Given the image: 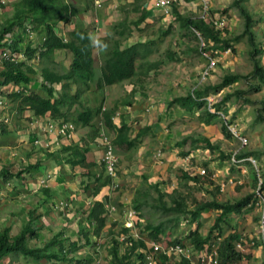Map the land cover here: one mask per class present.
<instances>
[{"label":"rangeland","instance_id":"obj_1","mask_svg":"<svg viewBox=\"0 0 264 264\" xmlns=\"http://www.w3.org/2000/svg\"><path fill=\"white\" fill-rule=\"evenodd\" d=\"M13 1L7 0L5 3H0V26L7 19L12 18ZM68 1L78 6L82 4L89 6L88 12L85 15L83 13L82 18H78L86 23L94 41H98L94 25H100L99 28L104 33L111 29L113 22L119 20L124 13L118 8L119 1L99 0L101 5L96 11L99 19L94 22L90 17L94 16L92 14V9L96 5L94 0ZM208 1L210 2L208 14L204 17L206 21L217 19L215 26L225 36H232L243 30L244 18L233 0ZM239 2L253 16L260 18L259 21L255 20L252 23V31L258 47L264 46V0H240ZM194 4H197L196 0ZM177 6L185 15L201 16L202 14L201 5L193 6L188 0L177 3ZM138 14L139 11L129 9L128 20L135 18ZM75 16L73 19H77ZM62 26V32L68 30L69 25L66 22H63ZM130 27L131 35L123 40V44L136 39L152 38L156 49L151 54V58H166L169 51H175L174 54L178 56V59L167 60L141 80H124L107 85L103 89H96L92 83L90 89L83 93L84 104L94 106L102 102V105L109 106L114 103V100L130 95L129 92L133 88L135 90L133 102L120 105L118 110L122 114L124 111L129 115L132 112L138 118L135 125L150 127L136 147L126 149L114 146L118 155L117 175L114 182L109 184L105 202L121 204L125 209L134 207L135 198L142 200L143 204L137 212L142 215L144 223H162L164 231L160 233L161 243L180 237L184 243L183 253L190 256L192 264H212L210 253L215 249L219 236L212 237L208 245L196 250L186 234L199 222L198 230L205 235L218 211L206 208L200 211L197 220L190 221L189 214H186V217L182 214L176 215L170 210L163 209L160 201L165 206H170L173 203L170 193L176 190L177 193L187 197V208H193L191 197L197 199L215 197L223 202H234L247 193L254 194L258 191V194L252 197V204L246 205L242 211H232L223 215L225 220L220 223L222 236L233 230L239 235L238 248L248 254L243 264H264V222L261 221L264 189H261L259 185L261 180H264V119L260 116H264V107H262L264 84L252 74L253 59L260 58V62L264 65V52L252 54V47L244 35L235 43V51L225 49L215 52L218 57L216 65L207 74L202 75L206 59L200 53V39L174 19L172 13L160 12L152 19L148 17L147 24L142 23L141 29L132 23ZM167 29L168 32L164 33L163 31ZM93 53L97 64L99 62L97 43H94ZM70 58V52L67 49H56L51 65L57 70H65ZM44 63L41 59L38 60L36 63L38 72ZM47 63L51 62L47 60ZM94 68L95 76H97L99 66L96 65ZM231 73L246 75V77L239 76L219 91L208 94L207 107L210 104V108L214 109L212 104L222 99L227 92H234L237 89L243 92L240 95H231L230 99L222 105L226 111L224 109H221L223 112L218 111L219 115L210 123L200 119L198 111L190 112L175 105H168L171 97L218 83L224 74ZM250 83L261 87L251 90ZM0 98L4 99V94L1 93ZM8 103L7 111L11 113L12 104L10 101ZM133 108L135 110H132ZM27 118H29L28 115L24 116V123ZM222 124H227L229 134L222 132ZM8 125L9 128H15L12 113ZM79 127L81 126H78V131H81ZM103 128L106 129L105 125ZM108 133L110 137L113 136L110 131ZM13 134L16 136L8 137L4 134L0 137V169L6 165L16 171L35 162L32 157L28 158L26 155L30 144L20 139L18 132ZM204 137H207L217 148L208 147ZM184 138H186L185 142L176 143ZM193 138L194 141H192ZM100 147L102 148L101 145ZM60 149L59 144L56 151ZM186 149H189L188 153L182 154V151ZM36 152L31 151L30 156L37 154ZM220 153L230 156L223 158ZM239 153L245 155L238 160H233L232 156ZM37 158H39L38 155ZM46 158L55 163L46 164L45 172H49L42 177L43 179L38 176L40 174L35 169L21 171L20 175L14 176L9 181L4 182L0 178V230L10 226V233H17L30 218L29 210L35 209V212L41 214L32 218L37 232V235L29 240V244L33 246H42L55 234L69 241L77 237L81 228L92 230V227L86 224V209L90 195L89 190H84L82 187L85 182V177L80 174L82 167H71L61 159L60 152ZM101 162L102 158L99 157L98 169L102 167ZM205 162L206 165H204ZM202 167L205 168V172H208L213 183L196 182L184 176V172L200 173L199 169ZM96 170L95 167L91 168V172ZM254 173L258 176L257 183L253 178ZM58 182H62L63 187L60 188ZM154 184H157L158 189L154 187ZM43 186H51V191L55 193L51 199L46 198ZM100 194L103 196L104 192ZM257 197L259 202L255 201ZM111 213L110 217L114 222L107 219L106 212V225L99 234L89 232L91 241L74 252L75 257L91 256L93 264H109L108 248L112 242L111 237L117 236L121 240L123 234L120 231L123 212L117 214L111 211ZM110 228L113 232H110ZM216 232L217 230H214L213 234L215 235ZM124 245L125 243H122L118 251L121 252ZM52 249L55 250V247ZM57 263L75 264L74 261L67 262L61 259H58ZM0 264L56 263L46 259L38 261L30 256L12 253L3 256Z\"/></svg>","mask_w":264,"mask_h":264},{"label":"trees","instance_id":"obj_2","mask_svg":"<svg viewBox=\"0 0 264 264\" xmlns=\"http://www.w3.org/2000/svg\"><path fill=\"white\" fill-rule=\"evenodd\" d=\"M145 1L130 0L118 5V8L124 12L123 16L113 22L111 29L109 28L106 32L104 31L103 35L97 37L100 63L99 74L95 76L94 40L90 30L82 22H76L73 19V16L79 12L77 6L68 0H14L12 18L7 19L0 26V50L9 48L13 52L23 51L27 59H0V94L2 93L5 96L6 110L9 105L8 101L11 102L12 107L10 110L12 119L15 121V128H9L8 122L1 120L0 136L22 127L24 123H21V121L24 118L25 111L28 110L30 118L47 115L54 120H67L73 122L76 126H87L89 136L92 138L100 132L99 120H102L106 129L113 135L111 138L114 146L130 149L139 145L150 130L149 125H143L134 130L133 124L126 121L122 115L119 116V122L114 118L120 105H128L133 102L135 91L133 88L129 92L130 95L127 94L122 99L114 100V103L109 106L102 105V102L94 106L84 104L82 95L90 89L92 83L96 89H103L107 85L124 80H141L151 70H157L167 60L178 59V56L174 54L175 51H169L166 58H151V54L156 49L152 38L136 39L123 44V40L131 35L130 23L139 29H141L142 23L147 24L149 8L144 5ZM239 1L233 0V3L238 6L239 11L243 15L244 28L240 33L232 36L223 35L221 30L216 28L214 19L206 21L201 16L185 15L178 9L177 3H172L170 9L174 19L178 20L187 31H190L195 37L203 39L205 44L201 48L209 50L212 54H215L218 50L222 51L225 49L235 51V43L240 41L244 35H246L252 47L251 53L261 54L264 52V46L258 47L254 41L252 31V23L255 20L259 21L260 18L253 16ZM129 9L139 11V14L135 18L128 20ZM63 22L69 25L68 30L65 32L61 30ZM25 23H30L32 30L35 32V36L32 39L26 37L23 33ZM163 32L167 33L168 29ZM56 49H67L70 52L71 58L65 70H57L51 65ZM36 52L39 54V60L41 59L45 62L39 72L36 70V64L31 61ZM47 60L51 63H47ZM252 74L260 80V83L264 84V65L260 62V58L253 59ZM239 76L243 75L237 73L224 74L218 83L208 85L205 88L192 89L186 94L171 97L168 105H175L190 112L198 111L199 118L203 119L205 123H210L212 119L219 115L218 111L221 109L226 111L222 105L230 99L231 95H240L243 91L237 89L234 92H227L222 99L212 104L215 107L214 109L210 108V104L207 107L208 99L206 96L219 91ZM244 76L246 77V75ZM3 85H9L11 88L3 90ZM249 86L251 90H257L261 87L251 83ZM262 107H264V101ZM260 116L264 119L263 115ZM222 132L224 134L230 133L227 129V124H222ZM34 136L35 133L31 136L32 141ZM204 139L208 147L217 148L207 137H204ZM185 141L186 138L176 143L181 144ZM192 141H194V138ZM193 148L195 147L193 146ZM45 151L47 150L45 149ZM86 151H88L87 144L71 142L70 144H62L61 149L58 151H48V153L54 155L60 152L61 158L70 166L82 167L80 172L85 177L82 187L84 190H89L88 193L90 195L86 209V224L91 226L92 230L81 228L77 237L69 241H66L65 237L55 234L46 240L42 246L30 245L29 240L37 235L32 218L41 214L40 212H35V209H31L29 210L30 218L25 221L17 233L11 234L10 226L0 230V259L7 254L13 253L30 256L38 261L46 259L56 264H58V259L66 260L67 262L74 261L75 264L92 263L91 256L78 258L73 253L91 241L89 232L99 234L100 230L106 225L107 208L105 200L107 199V194H105V199L96 195L102 187L106 186L109 188L111 177L105 172L103 160L101 162L102 167L99 169L96 168L99 163L95 164L93 161L86 160ZM188 151L189 149L183 150L182 154H187ZM220 154L223 158L230 156L228 154ZM243 155L245 154L239 153L235 158ZM39 163V161L29 163L24 168L16 171L5 165L0 169V178L5 182L14 176L20 175L21 171L34 169L36 171ZM93 165L97 169L95 172H91ZM204 165H206V162ZM184 176L196 182L206 181L213 183L208 172L204 174L184 172ZM253 178L255 183H257L258 176L256 173H254ZM259 185L261 189H264V180H261ZM154 187L158 189L157 184H154ZM42 189L47 199H51L55 194L53 190L51 191V186H43ZM254 194L247 193L234 202H223L215 197L211 199L191 197L193 208H187V197L173 190L170 193L173 203L170 206H165L161 201L160 203L163 209L170 210L176 215L182 214L186 217V214H189L190 221L197 220L200 211L206 208L218 211L212 226L205 235L199 232V222H197L196 227L190 229L186 237L189 238L194 249L200 250L210 243L212 237L219 236L215 247L217 264H229L243 261L248 257V254L236 247V242L240 238L235 230L230 231L226 235H221L222 225L220 222L225 220L223 215L232 211H242L246 205L252 204ZM142 204V200L135 198L133 208L137 211ZM117 206L123 212L124 208H122V205L118 204ZM141 216L137 212L136 225L140 231L139 237L133 236L129 231V227L123 223L120 231L125 234V237L119 240L117 236L114 237L112 235V242L108 248L110 254L109 264H142L145 250L148 248L146 240L154 239L160 241V233L164 231L162 223H144ZM111 222H114V220L111 219ZM214 230H217L215 235L213 234ZM110 232H113V229L110 228ZM122 243H125V245L120 252L118 248ZM167 243H179L184 246L180 237L169 239ZM52 247H55V250ZM155 257L157 264H192L190 256L175 251L165 253L162 250H158L155 253Z\"/></svg>","mask_w":264,"mask_h":264},{"label":"built area","instance_id":"obj_3","mask_svg":"<svg viewBox=\"0 0 264 264\" xmlns=\"http://www.w3.org/2000/svg\"><path fill=\"white\" fill-rule=\"evenodd\" d=\"M6 0H0V3L5 2ZM98 0H96L97 3ZM192 3L193 6H196L197 4L201 5L202 8V14L201 17H205L208 14V8L210 2L208 0H196L197 4H194V0H188ZM183 2V0H156L155 4L157 7L160 8L162 14H168L171 13L170 5L172 3H179ZM214 22H218L217 19L214 20ZM23 33L26 37L32 39L35 36V32L32 30L30 23H25L23 26ZM205 43L203 39L200 38V53L201 55L206 59V64L204 69L202 70V75H205L211 70L217 63L218 57L215 54H212L209 50L201 48ZM1 58H8L11 60H21V59H27L26 54L23 51L20 52H13L9 48H4V50H0V59ZM39 60V54L36 52V55L31 58V61L33 63H37ZM11 86H2V89L9 90ZM0 121L3 120L5 122L10 121V113L6 110L5 100L3 98H0ZM116 117H114L117 121L119 120L120 112H116ZM100 121V132L98 133V142L102 146V160L104 161L105 166V172L111 177V183L114 182V178L117 175V163H118V155L115 152L114 144L112 142V138L110 137L108 131L104 129V124L102 123V120ZM75 129V125L71 121L67 120H54V119H47L46 122L43 124V130L47 134H55L58 135V137H69L71 135V132ZM240 138L242 136L240 135ZM34 144H40L45 149L51 150L52 144L48 140H43L40 138V136L35 135L33 138ZM234 157V158H233ZM233 160H238V158H235V156H232ZM200 173L205 172V168L202 167L199 169ZM258 194V191H256ZM256 202H259V199L257 197ZM105 206L107 208V215L108 217L111 216V211L114 212H121L119 207L115 204L105 202ZM261 221L264 222V201L262 206V212H261ZM136 218H137V211L130 207L123 209V224L127 227H129V231L132 233L133 236L139 237L140 231L138 230V226L136 225ZM113 219V218H112ZM125 237V234L121 235V239ZM148 244V248L145 250V256L144 261L142 264H157L156 263V257L155 253L158 250H162L165 253L175 251L177 253H183V246L179 243H167L164 244L160 241L154 240V239H148L146 240ZM240 246L239 242H236V247L238 248ZM239 249V248H238ZM189 256L188 254H186ZM210 260L212 261V264H217L216 259V249L213 250V252L210 253ZM93 264V263H92ZM229 264H243V261H236Z\"/></svg>","mask_w":264,"mask_h":264},{"label":"crops","instance_id":"obj_4","mask_svg":"<svg viewBox=\"0 0 264 264\" xmlns=\"http://www.w3.org/2000/svg\"><path fill=\"white\" fill-rule=\"evenodd\" d=\"M83 1V0H81ZM96 2V0H94ZM115 1H119L120 4L124 3V1H130V0H115ZM156 0H146L144 2V5L147 6V8H149V17L152 19L154 16H157V14H159L161 12L160 8L156 6L155 4ZM74 4V3H73ZM96 5H94V8L92 9V14H94V16H90L93 18L92 21L97 22V20L99 19L97 16V7L101 5L100 1L98 0L97 3H95ZM192 4V3H191ZM79 8V12L76 13L77 20L78 22H82L85 26L86 23L83 20H79V18H82V14L85 15L88 12V7L86 4H82V5H76ZM75 16V17H76ZM79 17V18H78ZM76 21V22H77ZM100 26V25H99ZM99 26H95V31H96V37L103 35V33L101 32V29L99 28ZM87 27V26H86ZM88 28V27H87ZM100 60L99 62L96 64H94V66L98 65L99 66ZM132 110H135L134 108ZM124 111V109H123ZM28 114L29 111L27 110ZM27 112L25 111V115H28ZM121 112V111H120ZM123 118L128 121L131 122L134 126V130H137L140 126L135 125V123H137L138 118H136V116L134 114H132V112L130 113V115L128 113H126L125 111L120 113ZM29 116V115H28ZM24 119V118H23ZM22 119V122L24 121ZM47 119H50L49 116H38L35 118H27V121H25V123L22 125V127H20L19 129H17V131H12L14 132H18V136L20 137V139H23L25 142H28V144H30V148L29 151L26 152V155H28V158L32 157V159H34V161H39V165L37 167V172H39L40 175H38L39 177H44L47 172H45V168H46V164L49 162L50 165H53L55 162L51 161V160H47V156H54L53 154H50L48 152H45V148L40 145V144H34L32 141L31 136L35 133V135L40 136V138H42L43 140H48L51 142L52 147L50 152L56 150V147L62 144H70L71 142H79L80 144H87L88 146V151H86L85 155H86V160L87 161H93L95 162V164L98 163L99 161V157H101L102 155V148L100 147V143H98V137L95 136L94 138L90 137L88 135V127L87 126H81L79 127V130L81 129V131H78V126L75 125V129L71 132V135L69 137H58V135L55 134H47L44 132L43 130V124L46 122ZM143 126V125H141ZM12 132L7 133L8 137L10 136H16L14 135ZM2 136V135H1ZM0 136V137H1ZM96 141V142H95ZM31 151H37V154H33L32 156H30ZM49 151V150H47ZM37 155L39 156V158H37ZM56 155V154H55ZM34 156V157H33ZM36 158V159H35ZM62 159V158H61ZM45 160H47V162H44ZM68 164V163H67ZM95 165H93L94 167ZM98 164L96 165V168H98ZM72 167V166H71ZM77 167V166H75ZM80 170V169H79ZM78 170V171H79ZM81 171V170H80ZM81 174V172H80ZM43 179V178H42ZM61 180V179H60ZM59 183V187H63L62 182H58ZM54 188H56V186H52ZM108 187L104 186L101 188L100 192H104V195L102 196L100 194V192L96 195L99 198H104L105 199V194H108ZM53 189V188H52ZM55 191V190H54ZM108 197V195H107ZM107 202V201H106ZM117 214H120L119 212H116ZM107 219L111 220L112 217H108Z\"/></svg>","mask_w":264,"mask_h":264},{"label":"clouds","instance_id":"obj_5","mask_svg":"<svg viewBox=\"0 0 264 264\" xmlns=\"http://www.w3.org/2000/svg\"><path fill=\"white\" fill-rule=\"evenodd\" d=\"M94 43H99L98 41H94ZM120 112V110H118ZM121 113V112H120ZM121 115V114H120Z\"/></svg>","mask_w":264,"mask_h":264}]
</instances>
